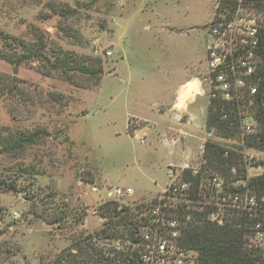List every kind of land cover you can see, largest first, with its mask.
Segmentation results:
<instances>
[{"label":"rangeland","instance_id":"374dc122","mask_svg":"<svg viewBox=\"0 0 264 264\" xmlns=\"http://www.w3.org/2000/svg\"><path fill=\"white\" fill-rule=\"evenodd\" d=\"M223 2L0 0V54L10 60L0 59V264H130L136 209L162 195L172 170L190 179L168 167L184 163L182 148L202 180L220 176L227 199L232 186L257 193L247 180L264 176V151L251 144L259 124L247 130L256 102L246 93L240 106L223 105L227 121L240 113L245 123L234 135L208 127L210 108L206 121L208 100L222 106L206 79L209 26ZM188 73L203 92L189 113V100L178 105L181 124L171 105ZM207 142L243 156L232 170L238 179L202 170ZM208 181L199 197L222 203ZM109 202L125 211L113 215ZM215 208L226 222L241 214Z\"/></svg>","mask_w":264,"mask_h":264},{"label":"built area","instance_id":"2783aa9c","mask_svg":"<svg viewBox=\"0 0 264 264\" xmlns=\"http://www.w3.org/2000/svg\"><path fill=\"white\" fill-rule=\"evenodd\" d=\"M223 7L209 26L213 42L208 53L206 82L210 80L213 95L219 97L222 105L217 108L211 102L210 109L212 107L213 113H220V119L227 121L224 104L240 106L246 93L255 101L263 64L264 0H224ZM238 116L242 123L240 113ZM249 119L251 124L247 130L255 133L259 124L257 118L253 115ZM242 125L245 127V123ZM169 177L171 182L160 197L136 209L138 227L136 239L131 242L133 261L130 264H196V256L193 258L192 253L198 258V252L183 243L184 225L189 226L192 218L207 207L217 209L218 205L230 208L231 212L245 214L254 221L251 243L261 252L264 264V194L236 189L227 199V188L218 175L206 176L211 184L204 178L196 187L182 173L174 170ZM207 181L216 194L224 196L222 203L208 202L199 197L201 189H204L202 184ZM175 210L184 214L183 219L179 215H169V211ZM211 212L209 220L222 225L224 221Z\"/></svg>","mask_w":264,"mask_h":264},{"label":"trees","instance_id":"16d2710c","mask_svg":"<svg viewBox=\"0 0 264 264\" xmlns=\"http://www.w3.org/2000/svg\"><path fill=\"white\" fill-rule=\"evenodd\" d=\"M0 59L10 62L6 56L1 54ZM262 60V70L257 84L258 91L255 96L257 106L256 118L259 123V132L255 136H252L251 144L253 147L264 151V41ZM192 86L193 85H191V87ZM198 87L196 89L194 88L193 90L195 91H192L189 95V101L193 100V93L198 91ZM210 111L213 113L212 107ZM215 115V118H213V114L212 116H209L208 127L216 128V126H218V134L222 136L234 135L235 131L241 124L240 119L236 118L237 121L235 122L232 120L221 121V114L215 113ZM226 153L230 154V156L226 157ZM204 159L207 164L206 166L204 164L202 170L209 168L211 171H215L216 173H226L234 180L238 179L240 173L235 175L232 172L233 168L235 165H240L239 163H244L242 155L231 153L210 142L206 143ZM184 173L189 175V180H191L195 186H198L201 183V172L194 174L193 170L186 169L184 170ZM246 178L247 175L244 179ZM247 180L249 185L254 187L257 193L264 194V176L250 177L247 178ZM2 185L3 184L0 183V190L6 189L5 185ZM232 188L234 190L237 189L234 186H232ZM11 191H14V189ZM106 205L107 210H110V212H112L115 216H120L122 212L125 211L124 209H119V205L115 202H109ZM208 209L196 215L198 223L195 221L197 224L194 222L190 230L185 232V239L183 241L187 248L196 250L199 253L198 264H263L261 252L251 243L254 221L250 220L245 214H240L239 217L236 216L235 220L230 222H226L223 219L225 222L220 225L209 220L208 214L210 212V208L208 207ZM109 237H112V235ZM133 241H135V239L132 240V242ZM249 245H251V247H249ZM67 256L73 258L70 251L67 253ZM62 260L64 259L58 257L53 264H63ZM66 261L67 264H75V260L73 259ZM96 262L99 263L100 260H97ZM121 264L129 263L124 262Z\"/></svg>","mask_w":264,"mask_h":264},{"label":"crops","instance_id":"0c3cea01","mask_svg":"<svg viewBox=\"0 0 264 264\" xmlns=\"http://www.w3.org/2000/svg\"><path fill=\"white\" fill-rule=\"evenodd\" d=\"M194 30V28L192 27L189 31H193ZM208 67V66H207ZM198 83V85H199V92L198 93H196L195 94V97L193 98V100L192 101H189V103H187V104H185L186 106H187V108H186V110H185V114L186 113H189V105L191 104V103H193L195 100H196V98L198 97V95L200 96L201 94H202V92H203V86H202V80H200L197 76H195L193 73H188L187 75H186V77L183 79V81L179 84V86L176 88V90H175V92L173 93V102H172V105H171V110H172V112L175 114V117L176 118H178V120H179V122L182 124V122H181V118L179 117V115H178V113L176 112V110H177V107H179L178 105H179V103H180V101H181V99H182V96L184 95V93L187 91V89L189 88V86H190V84H192V83ZM209 108H210V101L208 100V108L206 109V111H205V114H206V121H207V117H208V113H209ZM178 111H180V113L181 114H183L184 115V112H181V110H178ZM190 115H192V114H190ZM192 118L194 119V116L192 115ZM195 120V119H194ZM192 122V121H191ZM185 123H188V122H185ZM207 124V123H206ZM169 134H173V133H176L178 136H179V134H180V132H178V131H181L180 129H178V128H176V127H173V126H169ZM170 145H172V146H175V147H179L177 144V141H175V143L174 142H172V143H169ZM205 146H206V144H203V146H201V149H202V152H201V154L203 155V152H204V150H205ZM182 148V147H181ZM182 153L184 154V163L183 164H181V165H173V164H169L168 165V167L169 166H174V167H176V166H179V167H181V169H183V170H185V168L186 167H188L187 169H194L193 167H191L190 165H189V156L188 155H186V153L183 151V148H182ZM201 155V156H202ZM204 157V156H203ZM203 160V159H202ZM183 170H181V171H183ZM167 177H168V173H167ZM169 179V178H168ZM167 187V186H166ZM166 187L162 190V192L166 189ZM133 192V195H134V191H132ZM161 192V193H162ZM161 193H159V194H161ZM159 194H157V195H159ZM157 195H155V196H152L151 198H149V199H145V200H140V201H142V202H147V201H149V200H151V199H153L154 197H156ZM138 200V199H137Z\"/></svg>","mask_w":264,"mask_h":264},{"label":"bare ground","instance_id":"6f19581e","mask_svg":"<svg viewBox=\"0 0 264 264\" xmlns=\"http://www.w3.org/2000/svg\"><path fill=\"white\" fill-rule=\"evenodd\" d=\"M195 83V82H194ZM194 83H192V87H194V85L196 86V84H194ZM191 86H189V88H190V94L192 93V91H193V89L194 88H192ZM189 94V95H190ZM184 96H185V93H184ZM183 96V98H182V100L180 101V103H179V106H181V104L183 105V104H185V102L188 100V98H189V96L185 99V97Z\"/></svg>","mask_w":264,"mask_h":264},{"label":"water","instance_id":"95a60500","mask_svg":"<svg viewBox=\"0 0 264 264\" xmlns=\"http://www.w3.org/2000/svg\"><path fill=\"white\" fill-rule=\"evenodd\" d=\"M190 91H191V90H190V88H188V89H187V91L185 92V96H184V97H185V99H186V98L189 96V94H190Z\"/></svg>","mask_w":264,"mask_h":264}]
</instances>
